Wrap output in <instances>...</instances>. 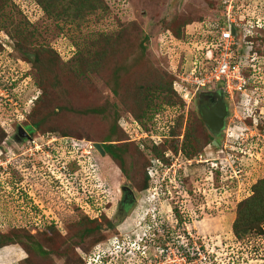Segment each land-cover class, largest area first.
Segmentation results:
<instances>
[{"label": "rangeland", "instance_id": "obj_1", "mask_svg": "<svg viewBox=\"0 0 264 264\" xmlns=\"http://www.w3.org/2000/svg\"><path fill=\"white\" fill-rule=\"evenodd\" d=\"M231 3L253 31L237 48L250 79L226 98L219 146L196 156L194 139L209 142V130L190 68L210 66L207 26L225 25ZM100 107L111 119L83 113ZM114 112L131 170L151 160L148 188L94 147ZM38 121L32 141L16 142L17 125ZM154 144L163 156L152 157ZM262 180L264 0H0V264H264V223L234 232ZM126 186L137 200L121 216Z\"/></svg>", "mask_w": 264, "mask_h": 264}, {"label": "trees", "instance_id": "obj_2", "mask_svg": "<svg viewBox=\"0 0 264 264\" xmlns=\"http://www.w3.org/2000/svg\"><path fill=\"white\" fill-rule=\"evenodd\" d=\"M248 29H250V28H248ZM252 32L253 31H251V33ZM252 37H254L253 33L246 40L250 41L252 39ZM137 89H138V93L133 95V104L135 105V102L140 100V101H138V102H140V105L138 104L139 109L136 113V118L138 119V121L139 120L142 121V119L145 117V114H144V111L142 108V105H143L142 100L143 99L136 97V95L143 93L142 92L143 91L142 85H140L139 88H137ZM163 90H164V88H163ZM152 91L153 90L150 89V90H148V93H151ZM114 92L117 93V89H115ZM148 105L146 106V124L147 123L150 124V122H152V120L154 118V116L149 115L147 112V110L151 107V105L150 106H148ZM108 109L109 108H105V107L104 108L103 107L92 108V109L85 110L83 113L88 114V115L92 114V115L101 116L103 118H107L109 116ZM140 112H142V113L140 114ZM113 118H114V121H111V125L108 129L107 134H105L101 138L102 139L101 145H102L103 149L105 150L106 155L110 156L116 163H118L121 172L123 174H125L127 176V178H129L132 181H136V180H138V178L139 179L142 178V181H143L142 188H148V185L150 182V176L148 175L147 169H148V165L150 164L151 160L147 155L146 156V166L144 165L145 167L139 176L136 174L137 172L134 169L131 170L132 165L130 166L129 161L132 157L129 155V152H130L129 144L128 143H123L120 145L115 144V142L118 141L117 138H119V134H120V128L118 126L119 115L117 112H114ZM110 119H111V117H110ZM41 124H42V122H39V121L35 122V123L31 124L32 128H29V130L33 131L34 128H40ZM179 125L180 124H178L177 126L179 127ZM173 129H176V126ZM192 132L194 133V130H192ZM150 133L153 135H158V136L163 135L164 137L171 136L172 138H176V139L179 138V136H177L176 133L172 130H169L168 132L165 133L164 131H159V130L154 129L153 126H152V129H150ZM188 138L189 137H187L186 140ZM194 140H195V143L197 145L196 147H194L196 150V154H195L196 156L199 155V153L202 150H204L208 145H211V143L214 142V138L210 134L208 136L209 142H204L200 138H195ZM158 146L159 145L154 144L152 146V148L149 149V153L152 155V157L153 156L161 157L164 155V152L161 151V148H160L162 146H159V147ZM137 182L139 183V180ZM238 213H239V216H238V219L236 220L235 225H234V232L238 238H242L243 234H247V232H249V231H254V229L257 230L258 233L262 232L261 229H262V225L264 223V180L260 181L254 187V195L241 203ZM96 230H98V228H96ZM85 231H87V233H89V234L94 232L93 230H85ZM78 236L84 237L85 234H83V233L78 234ZM4 237H6V236H4ZM2 243H3V241H2ZM14 243H16V242H14V240H11L8 242L4 241L3 244H4V246H8V245H12ZM32 250L35 251L40 256H43L46 254L45 252H43L41 245L35 241L32 242Z\"/></svg>", "mask_w": 264, "mask_h": 264}, {"label": "built area", "instance_id": "obj_3", "mask_svg": "<svg viewBox=\"0 0 264 264\" xmlns=\"http://www.w3.org/2000/svg\"><path fill=\"white\" fill-rule=\"evenodd\" d=\"M227 8L225 25L219 22L214 23L210 27L207 26L209 33V50L211 54L210 66L201 65L200 59L191 66L190 78H193V85L196 89L194 95L206 88H216L220 84L230 95L232 90L243 91L248 85V77L245 75L244 58L240 55L237 47L240 46L241 36L246 40L251 36V29L241 30L239 22L232 16L233 5ZM236 29V35L233 33ZM164 41V40H161ZM168 43V42H167ZM169 44V43H168ZM192 93V92H191ZM243 95H246L243 93ZM189 96V93H188Z\"/></svg>", "mask_w": 264, "mask_h": 264}, {"label": "flooded vegetation", "instance_id": "obj_4", "mask_svg": "<svg viewBox=\"0 0 264 264\" xmlns=\"http://www.w3.org/2000/svg\"><path fill=\"white\" fill-rule=\"evenodd\" d=\"M214 90H217V91H212V92H209V91L207 92V90H206V92L205 91H200L199 94H198V97H200L199 101H200V103L202 105V110L216 107V106H218V105H220L222 103L226 104L227 109H228V117L226 119L225 127H224V129L222 130V132L220 134V136H221L224 133L223 131L227 128V122H228V118L231 115V110H230L229 102L226 100V98L228 97V93L225 92V90L220 88V87L214 88ZM201 114H202V112H201ZM206 126H207V124H206ZM19 128H23L28 135H25V134L19 135ZM207 128L209 130V134L214 138V141H216V140L218 141L220 136L219 137L214 136V134L210 130V128L208 126H207ZM15 131H16V135L13 136V138L16 140V142H21V140H23V138H25L26 141H29V142L32 141V139H33L32 132L29 130V128H27V127L24 128V126L17 125ZM211 144H213V143H211ZM208 146L211 147V145H208ZM130 188H132V187H130ZM123 199H124V194L122 195V200H121V202L118 205V212H117V214L121 215V216L126 214V212H128L127 209L129 207L128 203H123Z\"/></svg>", "mask_w": 264, "mask_h": 264}, {"label": "water", "instance_id": "obj_5", "mask_svg": "<svg viewBox=\"0 0 264 264\" xmlns=\"http://www.w3.org/2000/svg\"><path fill=\"white\" fill-rule=\"evenodd\" d=\"M233 33L236 35V29L233 28ZM202 117L207 126L213 132L214 136L219 137L222 130L225 127L226 119L228 117V109L226 104L222 103L216 107L203 109L202 110ZM28 135L23 128H19V135ZM215 146H219L217 141H214ZM94 147L100 152L102 156L106 155L105 150L103 149L101 144H95ZM124 190V199L123 203H128L129 205L135 202L136 195L132 188L126 186L123 188Z\"/></svg>", "mask_w": 264, "mask_h": 264}, {"label": "clouds", "instance_id": "obj_6", "mask_svg": "<svg viewBox=\"0 0 264 264\" xmlns=\"http://www.w3.org/2000/svg\"><path fill=\"white\" fill-rule=\"evenodd\" d=\"M218 87H220V88H222V89H224L222 86H218ZM217 88V87H216ZM225 90V89H224ZM225 92H227L226 90H225ZM199 94V93H198ZM217 141V140H216ZM218 142V141H217ZM219 143V142H218ZM212 146H215L214 145V142H213V144H211V147ZM161 178V177H160ZM159 182H160V180H159ZM162 189H163V185H159ZM136 199H137V197H136Z\"/></svg>", "mask_w": 264, "mask_h": 264}]
</instances>
